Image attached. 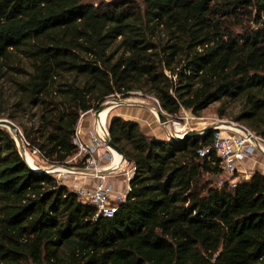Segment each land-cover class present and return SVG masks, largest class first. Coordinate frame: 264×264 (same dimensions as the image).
<instances>
[{"label":"trees","instance_id":"obj_1","mask_svg":"<svg viewBox=\"0 0 264 264\" xmlns=\"http://www.w3.org/2000/svg\"><path fill=\"white\" fill-rule=\"evenodd\" d=\"M0 117L51 165L69 161L84 114L109 99L217 113L264 138V0H0ZM200 119V118H198ZM135 171L97 217L0 130V264H264V175L220 186L215 132L185 141L115 118Z\"/></svg>","mask_w":264,"mask_h":264},{"label":"built area","instance_id":"obj_2","mask_svg":"<svg viewBox=\"0 0 264 264\" xmlns=\"http://www.w3.org/2000/svg\"><path fill=\"white\" fill-rule=\"evenodd\" d=\"M225 124L227 126L224 129H222L221 125L217 127V130L214 131L215 137L212 147L202 150L200 156L204 158L210 151H214L220 159V167L223 171L222 176L227 177L226 180H220V186L225 183L235 186L242 175H247L245 169H240L239 164L255 155H262L264 157V138L239 123L231 122ZM96 141L97 139H94V142ZM73 143L78 147V154L74 159L91 155L94 152V148L85 144L78 133L73 139ZM85 168L99 169L98 162L89 156L85 160ZM134 171L135 169L133 167L132 171L128 173V179L130 181L134 175ZM73 190L81 202L95 207L97 217L103 216L108 218L113 217L117 213L119 205L125 202L128 194L124 193L112 197L111 186L104 182H100L95 187L82 186L75 187Z\"/></svg>","mask_w":264,"mask_h":264},{"label":"rangeland","instance_id":"obj_3","mask_svg":"<svg viewBox=\"0 0 264 264\" xmlns=\"http://www.w3.org/2000/svg\"><path fill=\"white\" fill-rule=\"evenodd\" d=\"M90 1L95 3V4H99L103 1L108 2V1H113V0H90ZM139 1H143V0H139ZM116 99H121V98L118 96ZM129 99L134 103H132L130 105H120L116 108L114 107L115 110L110 115L108 123H107L108 129L110 126L111 119L116 118V115H117L116 113H118V111H121L124 109L128 110V111L129 110L130 111H136L137 113H139V115H140L139 118L141 119L142 123L145 125V129L147 130V132L154 135L155 137L157 136L158 138H164L166 140H169L171 134L182 135L191 129L202 130L203 128H205L209 125H212L213 123H219V122H227V123L234 122V123H236L235 121L232 120V117H230V116L219 115L216 111L219 108L220 104L216 103L212 107H210L208 110L202 112L200 117L195 116L191 111H182L179 118H173V117L168 115L171 122L168 126H163L160 123L158 117L153 113V111L150 110L149 108L143 106L140 103V102H146L149 104H158L154 98H152L150 96H144L142 94H135L132 97H130ZM109 100H114V98H111ZM111 108H113V107H111ZM95 112L96 111H92V112H89L87 114H84L81 118V120H82L85 116L91 117V125H90L91 133L90 134H92L91 136H92L93 140L97 139V141L94 143L95 145L93 146L94 152L91 155L86 154L87 156H85V157L82 156V157H78L76 159H74L76 156L73 157L69 161L70 165H72V164L76 165L79 162L85 163L86 158L89 156L91 158H93V156L96 155V153L99 151V149L100 150L106 149L107 151H109V148L106 145H104L100 141V139H98L97 131H96ZM197 118H200L201 120H199ZM0 119H8V118L0 117ZM9 120H11V119H9ZM175 123H179L180 125H183L184 131L177 132L176 128L174 127ZM109 153H110V151H109ZM106 158H109V157H106ZM27 159H28L30 165L35 169H38V168L43 169L46 167L53 166V165L49 164L47 161L43 160L36 152H31L30 150H28ZM71 167H73V166H71ZM76 168H79V167H76ZM59 169H61V170H59ZM59 169L56 171L55 174H53L54 177H56L58 180L61 179L60 177L70 175L71 173H73V172H71L67 169H64V168H59ZM250 176H251V173H250ZM226 178H227L226 176L221 177V179H224V180H226Z\"/></svg>","mask_w":264,"mask_h":264},{"label":"crops","instance_id":"obj_4","mask_svg":"<svg viewBox=\"0 0 264 264\" xmlns=\"http://www.w3.org/2000/svg\"><path fill=\"white\" fill-rule=\"evenodd\" d=\"M115 108L114 107L109 108L100 114V119L98 123H100V126L101 127L103 126V128L107 131H108L107 123H108L109 117L114 112ZM116 114H117L116 117H120L125 120H132V121L138 122L141 125L143 131L147 135L154 136L147 132V130L145 129V125L142 123L141 119L139 118L140 116L139 113H137L136 111H130V110L128 111L124 109V110L118 111V113ZM90 125H91V117L85 116L79 124L78 135L85 144L93 147L95 145L94 144L95 142L91 136L92 134H90L91 133ZM159 139H164V138H159ZM109 151H107L106 149H101V150L99 149L96 155L93 156V158L98 162L99 169H106V168L116 166L114 165L116 157L115 155H112L111 152L109 153ZM105 156H108L109 158H106ZM117 166L119 167L115 171L107 175H102V177L99 175H86L82 173H71L70 175L60 177L61 179L59 181H61L64 185L68 186L72 191H74L73 189L75 187H82V186L95 187L100 182H104L107 185L111 186L112 197H116L120 194L128 193L130 189V180L128 179V173H130L133 169L132 164H127L122 161L119 162ZM239 167L241 170L245 169V172L247 173V175L241 176L242 178H245V179L249 178L250 173L252 174L253 172H259L264 175V157L261 155L260 156L255 155L251 157L250 159H247L246 161L241 162L239 164Z\"/></svg>","mask_w":264,"mask_h":264},{"label":"water","instance_id":"obj_5","mask_svg":"<svg viewBox=\"0 0 264 264\" xmlns=\"http://www.w3.org/2000/svg\"><path fill=\"white\" fill-rule=\"evenodd\" d=\"M132 103H134V102H132L130 99H114V100H109V101L103 103L99 107V109L95 112L96 124L99 122L100 114L103 111H105L106 109H108L109 107H118L120 105H130ZM140 103L143 106L149 108L150 110L156 111L157 117L163 126H168L170 124L171 120H170L168 114L163 111V109L161 108V106L158 102H157L158 104H149L146 102H140ZM114 119L115 118L111 119L110 124ZM223 123L225 124L227 122L213 123L212 125H209V126L203 128L202 130L191 129V130L185 132L183 135L171 134L169 139L172 141H185L188 139L201 138L205 134L217 130V127ZM4 129L8 130L13 135V137L15 138V140L17 142L18 148L20 150V153H21L23 159L28 164V166L33 171H35L37 173L55 174L59 168H64V169H67L73 173H82V174H86V175L102 176V175H107V174L112 173L113 171H115L119 167V166H117L115 168L110 167V168H106V169H87V168H76V167H71V166H66V165H64V166L53 165L51 167H46L43 169H40V168L35 169L30 165V163L27 159L28 149L25 146L23 134H22V131L20 130V128L18 127V125L9 119H0V130H4ZM98 137L104 145H106L110 149L117 151L122 156V162L127 163V164H131V160L112 141V139L110 137L109 129H108V137L107 138L102 137L99 133H98ZM263 155H264V153H263Z\"/></svg>","mask_w":264,"mask_h":264},{"label":"bare ground","instance_id":"obj_6","mask_svg":"<svg viewBox=\"0 0 264 264\" xmlns=\"http://www.w3.org/2000/svg\"><path fill=\"white\" fill-rule=\"evenodd\" d=\"M109 108H111V107H109ZM108 108V109H109ZM107 110V109H106ZM105 110V111H106ZM104 112V111H103ZM153 113L157 116V112L156 111H153ZM221 126H222V129H224L226 126H227V124H221ZM174 127L176 128V131L177 132H181V131H184V126L183 125H180L179 123H175L174 124ZM96 131H97V133H99L102 137H104V138H107L108 137V131L107 130H105L104 128H103V126L101 127L100 126V123H97L96 124ZM109 150H110V152H111V154L112 155H115V157H116V160H115V162H114V165H116V166H113L114 168L115 167H117V165L119 164V162H121L122 161V156L117 152V151H115V150H113V149H110L109 148ZM115 152V153H114ZM112 159H114V158H112Z\"/></svg>","mask_w":264,"mask_h":264}]
</instances>
